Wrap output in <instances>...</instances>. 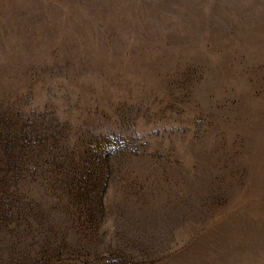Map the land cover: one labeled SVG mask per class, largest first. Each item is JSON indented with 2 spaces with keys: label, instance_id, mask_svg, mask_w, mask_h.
<instances>
[{
  "label": "rangeland",
  "instance_id": "374dc122",
  "mask_svg": "<svg viewBox=\"0 0 264 264\" xmlns=\"http://www.w3.org/2000/svg\"><path fill=\"white\" fill-rule=\"evenodd\" d=\"M0 264H264V0H0Z\"/></svg>",
  "mask_w": 264,
  "mask_h": 264
}]
</instances>
